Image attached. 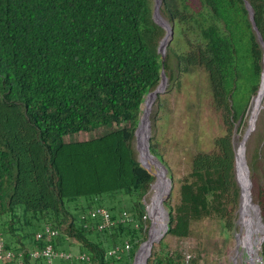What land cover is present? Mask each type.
Here are the masks:
<instances>
[{
    "label": "trees",
    "instance_id": "trees-1",
    "mask_svg": "<svg viewBox=\"0 0 264 264\" xmlns=\"http://www.w3.org/2000/svg\"><path fill=\"white\" fill-rule=\"evenodd\" d=\"M246 1L264 41V0H161L173 29L162 57L154 0H0V233L11 264H47L32 254L48 242L46 226L58 231L53 247L72 253L55 264H133L148 235L143 199L155 178L136 158L134 131L162 69L172 78L206 74L225 133L213 152L192 156L177 201L168 202L167 234L177 244L154 243L147 264H184L186 250L199 263L185 241L192 223L233 226L239 60L248 58L255 91L264 53ZM98 207L113 223L98 227ZM259 257L264 264V243Z\"/></svg>",
    "mask_w": 264,
    "mask_h": 264
},
{
    "label": "rangeland",
    "instance_id": "rangeland-1",
    "mask_svg": "<svg viewBox=\"0 0 264 264\" xmlns=\"http://www.w3.org/2000/svg\"><path fill=\"white\" fill-rule=\"evenodd\" d=\"M160 14L169 23L161 11V6ZM167 44L165 53H167ZM239 63H243V66L239 64L240 72H238L237 89L233 94V98L237 111L240 113L244 110L234 122V144L239 162L242 159L241 154H239L240 144L245 131L249 127L251 131L244 143L246 160L244 164L246 163L249 168L250 191L254 204L253 218L252 221L244 218L241 214V206L239 212H237L240 204L239 195L238 206L233 219L234 223L230 229L224 228L216 218H205L193 222L192 233L185 241L188 246L194 247L195 254L201 255L200 264H261L256 259L261 255L264 233H262L263 227L257 216L255 204H258L260 208L264 223L260 204V199L264 200L263 97L255 112L253 121L250 120V116L254 100L260 94L262 84L259 82L256 90L253 91L257 80L256 75L249 68L248 58L245 56L240 58ZM171 64L175 68L174 59ZM165 77V85L150 107L149 143L154 146L157 154H161L164 161L162 163L167 168L166 175L171 180L169 195L164 200L169 215L168 202L174 204L177 201L179 180L189 171L192 156L198 151L213 152L215 150L214 140L225 133V126L220 113L213 106L207 77L202 70L178 75L176 73L173 78L168 72ZM142 107H144V104H142ZM80 138L76 134L68 139L76 140ZM133 147L135 148L136 158L139 160L141 158L140 150L137 149L135 138ZM238 177H240L241 183H244L243 174L238 173ZM152 183L143 199L147 212L151 210L153 205L154 185L152 186ZM163 217H165V213ZM161 239H166L171 246L177 244L176 237L167 234V231ZM158 242L154 243L157 244Z\"/></svg>",
    "mask_w": 264,
    "mask_h": 264
},
{
    "label": "water",
    "instance_id": "water-1",
    "mask_svg": "<svg viewBox=\"0 0 264 264\" xmlns=\"http://www.w3.org/2000/svg\"><path fill=\"white\" fill-rule=\"evenodd\" d=\"M160 6H161V0H154L152 16H153L154 21L157 24L161 25L166 30L165 35L160 40L159 45H158V52L161 54L162 57H164L165 46H166L167 42L172 37L173 29H172V26L169 25V23H168V28H166L165 24L158 18V13H159V10H160ZM246 7H247V9L249 11V17H250V19L252 21L253 28L256 30L257 38H258L260 44L262 45L263 51H264V41L262 39V36H261L259 30L257 29V27L255 25L254 18H253V11H252V8H251L249 2H247V1H246ZM167 35H168V38L166 39L164 45H162L163 44V39ZM262 61H263V68H262L261 80L264 79V53H263ZM163 81H166L164 69H162V71H161V79H160L158 85L153 90L149 91L146 94V96H145V98L143 100L142 104H144V106H145L147 104V102H148L149 97H151V100L149 102V106H148L147 110L144 107H141V115H140V118H139V122H138V124H137V126L135 128V131H134V137H135V140H136L137 149L140 150V147H139L140 146L139 134H143V140H145V145H146L147 152L151 156H153L157 160V162H159L163 166V168L165 170V174L164 175L167 178V185L165 186L164 184L159 183V186L161 188H164V190H165V196H164L163 200L159 204V208L161 209V213H160V211L158 212V211H155V210H150L149 212H147L148 213V217L150 219V226L148 228V235H147V238L136 249L135 254H134L133 264H147L148 258H149L150 254H151V250H152V246H153L154 242H158L161 239V237L164 235V233L167 231V229H168L167 221H168L169 215H168L167 209L165 208L164 200L169 195L170 188H171V180L166 175L167 168L164 166L162 161L155 154H153L151 152L150 143H149V132H150L149 112H150V107H151L152 102L156 98L157 94L159 92H161L163 87H160V85H161V83ZM263 94H264V88H263ZM250 131H251V129H249V127H248L247 130L245 131L243 137H242L244 162H246L245 153H244V151H245L244 143L247 140V137H248ZM139 162L150 174L155 176V181H156L157 180L156 175H154L148 169V167L145 166V164L141 160V158H139ZM245 167H246V176L248 177V181H249L248 184H249V186H251V182H250V178H249V168H248L246 163H245ZM235 177H236L238 186L240 188V204H239V209L237 210V212H239L240 206H241V202H242V197H243V188L241 186V183H240L239 177H238L237 151H236V149H235ZM248 196H249V198H251V192L250 191H248ZM255 207H256V211H257V216H258V218H259V220H260V222L262 224V227H263L262 233H264V223H263L262 218H261L260 208H259L258 204H255ZM162 210L165 212V217H163V215H162L163 214ZM154 219H156V225H158V228H153ZM156 230H157L156 237L151 239L152 232L154 233ZM262 240H263V238H262ZM262 240L260 241L259 246H260ZM146 244H147V247L144 249V246ZM258 258H260V257H258Z\"/></svg>",
    "mask_w": 264,
    "mask_h": 264
},
{
    "label": "bare ground",
    "instance_id": "bare-ground-1",
    "mask_svg": "<svg viewBox=\"0 0 264 264\" xmlns=\"http://www.w3.org/2000/svg\"><path fill=\"white\" fill-rule=\"evenodd\" d=\"M158 18L165 24V27L168 28V22L163 18V16L160 14V10L158 13ZM168 38V35L163 39V44L165 43L166 39ZM165 84V81H163L160 85V87H163V85ZM261 84H262V89L260 94L255 98L254 100V104H253V109H252V113L250 116V120L253 121L255 112L260 104V102L262 101V97H263V88H264V79L261 80ZM151 100V97H149L147 104L144 106V108L147 110L148 106H149V102ZM139 142H140V157L141 160L144 162L145 166L148 167V169L157 177V180L154 181L152 183V186L154 187V193H153V205L151 207V210H155V211H160L161 213V209L159 208V204L160 202L163 200L164 196H165V190L164 188H161L159 186V183L164 184L165 186L167 185V178L164 175L165 174V170L163 168V166L157 162V160L151 156L147 150H146V145H145V140H143V134H139ZM239 154H241V161L238 162V173H242L244 176V183H241V179L239 177V181L241 183V186L243 188V197H242V205H241V214L243 215L244 218L252 221L253 218V209H254V204L252 202V198H249L248 196V191H250V186H249V181H248V177L246 176V167L243 161V143L241 141L240 144V151ZM240 175V174H239ZM251 192V191H250ZM252 197V196H251ZM148 207V205H147ZM149 212V211H148ZM164 215V211L162 210ZM249 227V226H248ZM153 228H158V225H156V219H154L153 222ZM156 233L157 230L152 234H151V239L156 237ZM147 247V244L144 246V249Z\"/></svg>",
    "mask_w": 264,
    "mask_h": 264
},
{
    "label": "built area",
    "instance_id": "built-area-1",
    "mask_svg": "<svg viewBox=\"0 0 264 264\" xmlns=\"http://www.w3.org/2000/svg\"><path fill=\"white\" fill-rule=\"evenodd\" d=\"M91 214L93 216L98 215L100 217V224L99 228H103L108 224L113 223V220L111 219V216L108 212V210L104 207H98L93 210H91ZM126 216V214H123ZM57 229H53L50 226H46L45 228V234H46V240L48 241L46 245H44L42 248H36L33 251V256L34 257H45L47 264H55V259L56 258H65L69 259L72 257L71 252H66L63 250H56L52 243L51 240L52 238L57 234ZM41 236V234H39ZM126 247H128V244H126ZM14 252L12 250H7L5 249V244H4V238L2 234L0 233V264H11V260L14 258ZM84 255H77L78 258H83ZM192 252L189 250H186L185 256H184V264H200V263H193L192 262ZM261 262L260 258L256 259ZM14 264H21V260L16 261Z\"/></svg>",
    "mask_w": 264,
    "mask_h": 264
}]
</instances>
